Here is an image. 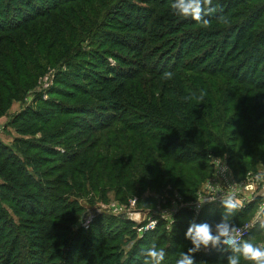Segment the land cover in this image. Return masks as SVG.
<instances>
[{
	"label": "trees",
	"instance_id": "16d2710c",
	"mask_svg": "<svg viewBox=\"0 0 264 264\" xmlns=\"http://www.w3.org/2000/svg\"><path fill=\"white\" fill-rule=\"evenodd\" d=\"M172 2L0 0V117L61 64L50 97L9 123L14 144L0 139V264H144L153 244L162 264H176L192 247L189 223L214 226L221 205L195 220L181 210L171 230L161 222L140 238L133 221L103 212L74 231L81 199L113 194L154 209L175 189L191 201L214 172L212 156L228 155L238 182L264 173V0H214L208 28L173 14ZM263 201L236 210L233 223L250 221ZM259 224L245 239L257 246ZM193 255L226 264L228 253Z\"/></svg>",
	"mask_w": 264,
	"mask_h": 264
},
{
	"label": "clouds",
	"instance_id": "9594fccd",
	"mask_svg": "<svg viewBox=\"0 0 264 264\" xmlns=\"http://www.w3.org/2000/svg\"><path fill=\"white\" fill-rule=\"evenodd\" d=\"M170 8L173 14L183 18H191L204 28L211 25L210 17L217 12L214 0H173ZM216 19L222 23H228L224 16H218ZM172 75L171 72H165L164 78L171 79ZM224 171H228L227 166L224 167ZM256 180H264V175H257ZM210 191L214 194L207 198L201 197L196 201L200 206L205 203H215L219 193V203L224 209L220 222L214 226L208 222H190L185 232V238L191 242L192 247L188 248L187 252L180 253L176 264H196L193 254L202 248L208 249L209 247L220 253H228L226 264H241V259L247 261L248 264H264V246H257L250 240H244L243 236L247 226L241 228L232 221L236 210L241 206L236 192H224L219 188L213 189L211 187ZM168 215L171 216L170 213ZM172 223H174L173 218ZM259 227L264 230V221L260 222ZM143 255L145 257L144 264H162L166 253L153 244L143 252Z\"/></svg>",
	"mask_w": 264,
	"mask_h": 264
},
{
	"label": "built area",
	"instance_id": "2783aa9c",
	"mask_svg": "<svg viewBox=\"0 0 264 264\" xmlns=\"http://www.w3.org/2000/svg\"><path fill=\"white\" fill-rule=\"evenodd\" d=\"M211 163L213 164L214 172L209 180L204 182L196 199L194 200H186L181 194L175 192L170 199L171 202L169 201L170 204L166 205L167 202L164 201V204L159 203L154 209L141 208L138 205L139 201L137 198H131L129 202L125 204L112 202L108 208L113 210L114 214L118 216L127 214V218L135 223L133 228L136 231V234L138 237L142 238L147 233L156 230L161 222H164L167 229L171 230L173 225L176 223L177 215L181 210H192L195 214V220L199 216L201 210L206 205H210L209 203H205L203 206H200L196 201L201 197L207 198L208 196L214 194L210 191V187L213 189L219 188L224 192L235 191L237 198L241 203V206L237 209V211L245 209L256 197H264V180H256L257 175H264L263 172H251L247 175L246 179L238 182L227 159L212 156ZM225 166L228 168L227 172L224 171ZM217 196V201L212 203V205H220L219 193ZM263 212L264 201L260 205L257 215L253 220L248 221L245 224L238 225L241 228H245V226H247L243 236L244 240L249 236L251 229H253L255 224L262 219ZM168 213H170L172 217L168 215ZM93 218L94 216L88 217L87 220L85 219V222L82 223L85 229L90 228ZM172 218L174 223H172ZM210 248L211 247H209L208 250H210Z\"/></svg>",
	"mask_w": 264,
	"mask_h": 264
},
{
	"label": "rangeland",
	"instance_id": "374dc122",
	"mask_svg": "<svg viewBox=\"0 0 264 264\" xmlns=\"http://www.w3.org/2000/svg\"><path fill=\"white\" fill-rule=\"evenodd\" d=\"M134 1H137V0H134ZM85 45H86V48H88L87 42L83 44V46H85ZM60 68H61V64H59L57 67H50L48 69V71L46 72V74L40 78L38 86L35 89L29 91L24 96V98L19 99L17 101H14L11 108L8 110V112L0 117V139L4 143L12 146L14 144L15 138L20 136L19 134H17V132L14 130V128H12L9 125L11 120L14 118V115L16 116L18 113H21L22 111L27 109L29 106H33V107L37 106V104L40 101V98H43L46 100L50 97V93H49L50 89H51L52 85L55 83L56 76H57L59 70H61ZM65 69H66V67H64V70ZM58 148L61 152H63V153L65 152L59 146H58ZM223 158L228 159V155L227 156L225 155V157H223ZM0 182H2L1 179H0ZM202 186H203V184H202ZM202 186L200 187V189L202 188ZM168 189H171V186H169ZM200 189L198 190L197 194L199 193ZM175 192H177V191L174 189L173 194ZM151 193H152V191L148 190L146 192V194H143V198L148 197L149 195H150V197H152ZM147 194H148V196H147ZM164 195L165 196L168 195L166 197L171 196V194H167V193ZM109 200H110V202L108 201V203L100 201V200H98V201L96 200L95 202H89L87 200V198H82L80 203H82V205L84 206L85 212L83 213L81 219L78 220V222L74 224V226L72 227L73 230L78 231L80 229H84L82 223L85 222V219L87 220L88 217H93V216L95 218L101 212L106 213V214H110V215H115L114 211L108 207L112 202L118 203V201L115 199V196L113 194H110ZM170 202H168L166 204H170ZM120 204H125V203H120ZM157 205H158V203L156 204V206ZM140 207L150 209L151 206L150 207L140 206ZM10 214L13 217V220L15 221V223L20 224L21 219L19 218V216L15 215L12 210H10ZM256 215H257V213L255 214V216L251 220H253L256 217ZM94 218H93L92 222L94 221ZM261 221H264L263 215H262V219L259 222H257L255 225L259 224ZM125 237H126L125 238V245L122 247V254H123L122 255V261H128L129 260V258H130L129 252L131 251L132 243L134 242V240L131 239L132 238L131 235H127ZM259 246H264V242L260 243ZM201 250L208 251V249H203V248ZM118 254H119V252H118Z\"/></svg>",
	"mask_w": 264,
	"mask_h": 264
},
{
	"label": "water",
	"instance_id": "95a60500",
	"mask_svg": "<svg viewBox=\"0 0 264 264\" xmlns=\"http://www.w3.org/2000/svg\"><path fill=\"white\" fill-rule=\"evenodd\" d=\"M121 217H125V218H127L128 217V215L127 214H123V215H120Z\"/></svg>",
	"mask_w": 264,
	"mask_h": 264
}]
</instances>
